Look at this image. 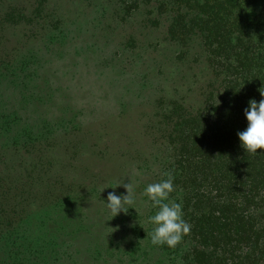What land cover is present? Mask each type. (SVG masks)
<instances>
[{
  "label": "rangeland",
  "instance_id": "374dc122",
  "mask_svg": "<svg viewBox=\"0 0 264 264\" xmlns=\"http://www.w3.org/2000/svg\"><path fill=\"white\" fill-rule=\"evenodd\" d=\"M8 5L19 7L25 17L4 22L0 14V62L21 63L40 74L34 84L48 88L37 90L45 103L34 117L44 131L50 125L55 132L43 140L44 153L29 148L20 164L14 157L26 180L1 194L0 220L13 217L19 240L32 239L23 242L31 246L22 254L15 247L0 251V264H34L23 260L32 252L39 255L38 264H146L148 259L140 263L132 250L134 227L147 212L139 186L152 177L144 162L152 152L144 124L153 100L175 86L169 82L173 46L163 40L161 28L145 27L134 15L119 21L105 4L48 0L37 13L35 0H5V5L3 0L4 9ZM191 81H181L178 88L195 97ZM16 88L0 72V124L14 108L22 113L36 107L24 104ZM13 126L20 132L19 120ZM30 153L40 158L41 167L29 164ZM140 164L144 170H138ZM120 180L135 186L137 211L129 208L112 218L104 201L109 192L126 195L122 185L115 187ZM15 202V214L7 213ZM43 224L44 237L37 235ZM53 235L58 252L48 246Z\"/></svg>",
  "mask_w": 264,
  "mask_h": 264
},
{
  "label": "trees",
  "instance_id": "16d2710c",
  "mask_svg": "<svg viewBox=\"0 0 264 264\" xmlns=\"http://www.w3.org/2000/svg\"><path fill=\"white\" fill-rule=\"evenodd\" d=\"M85 1L100 7L105 4L119 21L134 15L142 18L145 27L161 28L163 40L174 50L169 82L175 88L153 100L154 110L144 124L152 152L144 162L152 174L148 184L166 178V172L173 175L175 191L170 199L182 203L191 228L174 248L152 245L148 234L153 226L148 217L155 209L147 200V212L133 230V253L141 256L140 263L148 259L146 264H264V150L245 152L236 135L246 127L243 109L249 99L259 101L260 92L264 93V0ZM47 3L35 0L33 12H43ZM18 8L8 5L4 9L0 0L3 21L25 17ZM27 69L21 63L17 67L0 62L4 81L9 79L17 87L24 104H36L34 109H24L25 114L14 108L0 124V165H5L4 171L0 169V198L15 183L26 180L15 159L20 164L29 148L44 153L43 140L55 132L50 125L44 131L34 117L45 103L37 90L48 86L34 84L40 74ZM188 78L195 86V97L179 92L178 85ZM17 120L20 132L13 126ZM30 154L29 164L41 167L40 158ZM144 169L138 166L139 171ZM40 183L43 186L45 181ZM145 186H139L141 193ZM16 205L7 213L15 214ZM2 226L0 251L15 247L22 254V249L31 246L23 244L31 242V226L26 228L28 238L20 240L13 217L0 220ZM47 229L43 224L37 235L44 237ZM56 238L53 235L48 246L58 252ZM24 254L29 256L27 251ZM26 258L41 263L35 252Z\"/></svg>",
  "mask_w": 264,
  "mask_h": 264
},
{
  "label": "clouds",
  "instance_id": "9594fccd",
  "mask_svg": "<svg viewBox=\"0 0 264 264\" xmlns=\"http://www.w3.org/2000/svg\"><path fill=\"white\" fill-rule=\"evenodd\" d=\"M260 95L262 98L259 101L249 99L247 102L243 109L246 127L236 133L240 147L250 154L257 153L258 149L264 150V93L260 92ZM163 175L166 178L147 184L143 189V195L155 209L154 214L148 217V223L153 226L148 235L152 245L174 248L183 236L188 234L191 225L184 219L182 203L170 199V194L175 191L173 175L170 172ZM117 185L124 187L126 195L109 192L107 202L104 201L112 218L120 213H127L129 208L137 211L135 186L131 182L123 183L121 180L115 187Z\"/></svg>",
  "mask_w": 264,
  "mask_h": 264
}]
</instances>
